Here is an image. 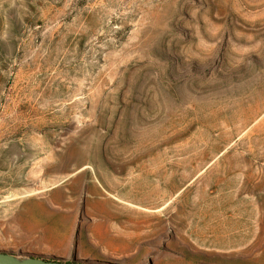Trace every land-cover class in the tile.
<instances>
[{
    "label": "rangeland",
    "instance_id": "obj_1",
    "mask_svg": "<svg viewBox=\"0 0 264 264\" xmlns=\"http://www.w3.org/2000/svg\"><path fill=\"white\" fill-rule=\"evenodd\" d=\"M0 249L264 264V0H0Z\"/></svg>",
    "mask_w": 264,
    "mask_h": 264
},
{
    "label": "water",
    "instance_id": "obj_2",
    "mask_svg": "<svg viewBox=\"0 0 264 264\" xmlns=\"http://www.w3.org/2000/svg\"><path fill=\"white\" fill-rule=\"evenodd\" d=\"M0 264H80L78 261L66 262L60 258H49L32 253L15 255L0 250Z\"/></svg>",
    "mask_w": 264,
    "mask_h": 264
},
{
    "label": "crops",
    "instance_id": "obj_3",
    "mask_svg": "<svg viewBox=\"0 0 264 264\" xmlns=\"http://www.w3.org/2000/svg\"><path fill=\"white\" fill-rule=\"evenodd\" d=\"M13 222H14V225L10 228V232L12 233V235L18 239H22V240H26L27 242H30V243H35V244H39L38 240L41 239V237L37 236L36 234H33L32 233L30 234L29 233V229L32 227L31 224H24L22 223V221H19V218H14L13 219ZM16 224V226H15ZM35 226V225H34ZM27 228V231L24 232V228ZM18 234V235H17ZM20 234V235H19ZM24 234V235H23ZM30 234V235H29ZM34 237V238H33ZM30 238V239H29ZM34 241V242H33ZM1 250V249H0ZM1 251H7V250H1ZM7 252H13V251H7ZM14 253V252H13ZM15 254V253H14Z\"/></svg>",
    "mask_w": 264,
    "mask_h": 264
},
{
    "label": "bare ground",
    "instance_id": "obj_4",
    "mask_svg": "<svg viewBox=\"0 0 264 264\" xmlns=\"http://www.w3.org/2000/svg\"><path fill=\"white\" fill-rule=\"evenodd\" d=\"M7 200H10V199H13V196H10V197H8V198H6ZM244 225H246V221L245 222H243V226ZM38 228V227H37ZM38 230H40L39 228H38ZM38 230L36 231V230H32V231H34L33 233H32V235L34 234V233H36V232H38ZM27 231V230H26ZM30 233V232H29ZM31 234V233H30ZM29 234V235H30ZM18 235V234H17ZM20 235V234H19ZM24 235V234H23ZM38 236V235H37ZM39 237H41V236H39ZM17 238V237H16ZM19 238V237H18ZM34 238V237H33ZM30 239V238H29ZM39 242L38 243H40V244H47V243H50V239L48 240L47 239V241H45V239H44V237H41V239H39L38 240ZM34 242V241H33ZM57 244V243H56ZM55 245V244H54Z\"/></svg>",
    "mask_w": 264,
    "mask_h": 264
},
{
    "label": "trees",
    "instance_id": "obj_5",
    "mask_svg": "<svg viewBox=\"0 0 264 264\" xmlns=\"http://www.w3.org/2000/svg\"><path fill=\"white\" fill-rule=\"evenodd\" d=\"M81 264V263H80Z\"/></svg>",
    "mask_w": 264,
    "mask_h": 264
}]
</instances>
